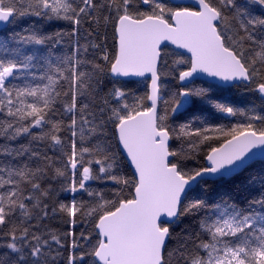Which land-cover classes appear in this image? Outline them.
Returning a JSON list of instances; mask_svg holds the SVG:
<instances>
[{
  "label": "snow or ice",
  "instance_id": "snow-or-ice-1",
  "mask_svg": "<svg viewBox=\"0 0 264 264\" xmlns=\"http://www.w3.org/2000/svg\"><path fill=\"white\" fill-rule=\"evenodd\" d=\"M0 264H264V0H0Z\"/></svg>",
  "mask_w": 264,
  "mask_h": 264
}]
</instances>
